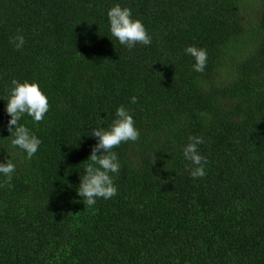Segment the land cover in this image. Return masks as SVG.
Instances as JSON below:
<instances>
[{
  "label": "trees",
  "instance_id": "obj_1",
  "mask_svg": "<svg viewBox=\"0 0 264 264\" xmlns=\"http://www.w3.org/2000/svg\"><path fill=\"white\" fill-rule=\"evenodd\" d=\"M262 1L248 18L245 0H0V161L11 80L39 82L50 104L39 123L22 120L37 154L15 149L11 182L0 177V264H264ZM116 3L150 45L110 38ZM188 45L207 49L203 73ZM121 105L140 138L114 149L117 195L87 206L77 188L89 132ZM192 135L207 157L195 180L182 152Z\"/></svg>",
  "mask_w": 264,
  "mask_h": 264
},
{
  "label": "clouds",
  "instance_id": "obj_2",
  "mask_svg": "<svg viewBox=\"0 0 264 264\" xmlns=\"http://www.w3.org/2000/svg\"><path fill=\"white\" fill-rule=\"evenodd\" d=\"M108 25L110 38H116L120 44L128 49H133L137 44L150 45L152 37L145 24L134 17L130 7L116 3L108 10ZM113 40V39H112ZM12 43L16 49L23 48L25 38L17 34ZM184 55L191 57L192 69L203 73L208 62L207 49L196 45L184 48ZM0 99H4L0 97ZM5 100V99H4ZM131 102L136 103L137 97H131ZM50 104L47 94L42 90L39 82L13 78L7 91L6 111L10 116L8 128L11 140L6 161H0V177L11 182L16 172V163L11 158L15 149H20L31 160L39 151L42 140L25 124L24 118L30 117L35 123L45 119L49 112ZM89 135L97 139L93 146L89 161L83 166L80 184L77 188L79 197L87 206L96 204L98 198L111 199L118 193L115 184V174L121 168L120 158L114 150L122 143L137 141L140 131L136 126L132 113L123 105L118 107L115 117L107 127L95 126ZM205 140L202 136H189L188 142L182 146L183 158L188 163L186 169L195 180L206 175L207 157L200 151V145Z\"/></svg>",
  "mask_w": 264,
  "mask_h": 264
},
{
  "label": "rangeland",
  "instance_id": "obj_3",
  "mask_svg": "<svg viewBox=\"0 0 264 264\" xmlns=\"http://www.w3.org/2000/svg\"><path fill=\"white\" fill-rule=\"evenodd\" d=\"M246 2V15L248 18L255 17L259 14V10L263 6L262 0H245Z\"/></svg>",
  "mask_w": 264,
  "mask_h": 264
}]
</instances>
